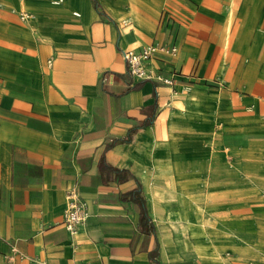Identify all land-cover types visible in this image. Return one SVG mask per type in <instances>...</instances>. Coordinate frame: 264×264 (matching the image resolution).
<instances>
[{
  "label": "crops",
  "instance_id": "crops-1",
  "mask_svg": "<svg viewBox=\"0 0 264 264\" xmlns=\"http://www.w3.org/2000/svg\"><path fill=\"white\" fill-rule=\"evenodd\" d=\"M96 1L103 13L94 0H0V264H213L174 227L198 212L185 194L209 141L264 161L245 159L264 150V0ZM152 41L176 45L155 61L174 84L121 93L139 82L123 49ZM137 182L154 232L140 228ZM73 185L88 215L71 235Z\"/></svg>",
  "mask_w": 264,
  "mask_h": 264
},
{
  "label": "rangeland",
  "instance_id": "rangeland-1",
  "mask_svg": "<svg viewBox=\"0 0 264 264\" xmlns=\"http://www.w3.org/2000/svg\"><path fill=\"white\" fill-rule=\"evenodd\" d=\"M209 143L215 155L209 156L206 169L199 168L191 184L194 192L185 194L198 212L191 214L188 226L174 229H187L192 243L211 256L213 264H264V161H238L237 150ZM250 156L263 160L264 150H247L245 159ZM181 195H168L166 201ZM172 212L167 209V217Z\"/></svg>",
  "mask_w": 264,
  "mask_h": 264
},
{
  "label": "built area",
  "instance_id": "built-area-1",
  "mask_svg": "<svg viewBox=\"0 0 264 264\" xmlns=\"http://www.w3.org/2000/svg\"><path fill=\"white\" fill-rule=\"evenodd\" d=\"M54 3H60L62 0H52ZM20 18L23 20L34 18V14L27 11H20ZM74 15H79L74 11ZM177 53L176 45L160 43L152 41L150 43L140 45L138 47L123 49L122 56L126 62V72L131 82L140 80H151L161 84L173 85L174 77L171 72L165 73L163 69L155 62L159 58L173 57ZM115 73L106 71L101 75L103 84L112 82ZM88 215L87 203L81 198L79 191L75 185L70 186L65 192V203L63 209V223L65 229L74 235L78 233L85 224ZM12 252H19L14 244L10 247ZM22 257L26 256L20 252ZM34 264H48L44 260L36 257H29ZM11 255L7 256L9 264H11Z\"/></svg>",
  "mask_w": 264,
  "mask_h": 264
},
{
  "label": "trees",
  "instance_id": "trees-1",
  "mask_svg": "<svg viewBox=\"0 0 264 264\" xmlns=\"http://www.w3.org/2000/svg\"><path fill=\"white\" fill-rule=\"evenodd\" d=\"M95 2V6L96 8L101 12L103 13V11H101L99 9V3L94 0ZM143 81H139V82H136L134 83L133 85L127 87L124 91H121V93L129 90L130 88H133V87H138ZM150 118H147V119H144L140 125H137L133 128H138L144 124H147L148 122H150ZM131 129H129L128 133L126 134V136H124L121 140L127 142V141H130L131 140ZM109 146V145H108ZM104 156L102 155L101 158H103ZM111 169L114 171V172H120L122 171V169H117V168H112ZM133 197L139 202L140 204V208H141V211H140V219H139V225H140V228L145 231V232H154V226L151 222H148L149 221V216L147 214V211H146V206H145V199L143 197V195L141 194V184L140 182H137V187L134 189L133 191ZM152 255V253H151Z\"/></svg>",
  "mask_w": 264,
  "mask_h": 264
}]
</instances>
